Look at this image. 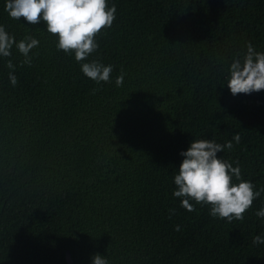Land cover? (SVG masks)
Returning <instances> with one entry per match:
<instances>
[{"label":"trees","instance_id":"trees-1","mask_svg":"<svg viewBox=\"0 0 264 264\" xmlns=\"http://www.w3.org/2000/svg\"><path fill=\"white\" fill-rule=\"evenodd\" d=\"M107 4L116 19L83 61L114 66L98 85L46 22L12 19L0 0V25L39 41L31 66L15 45L0 57V264H68V252L74 264L97 253L109 264H264L252 243L264 192L231 223L173 196L180 153L197 139L232 141L218 158L264 188V90L233 96L226 84L249 43L264 52V0Z\"/></svg>","mask_w":264,"mask_h":264},{"label":"clouds","instance_id":"clouds-1","mask_svg":"<svg viewBox=\"0 0 264 264\" xmlns=\"http://www.w3.org/2000/svg\"><path fill=\"white\" fill-rule=\"evenodd\" d=\"M5 11L9 17L20 20L23 17L29 24L46 22L48 33L56 35L58 50L66 54L74 53L75 61L81 63L82 73L96 84L110 83L114 66L104 65L99 60L87 61L99 47L96 37L102 29L110 28L116 19L115 4L108 6L107 0H5ZM15 45L24 57L22 65L31 66L29 55L39 41L31 35L19 42L10 35L4 25H0V57H10ZM6 67L10 70L8 79L15 87L18 78L14 74L16 65L7 60ZM227 86L233 96L243 93L251 94L264 90V52H259L249 43L242 59L234 58L228 69ZM125 73L121 71L115 79L117 87L123 86ZM96 90L93 89V92ZM233 140L240 142L239 134ZM232 141L222 145L214 140H192L190 147L180 153L184 157L178 174L174 175L176 190L173 196L181 198V207L189 212L195 211V204L210 205V215L226 219L231 223L234 219L243 221L244 213L252 206L253 201L260 197L264 188L255 190V185L241 179V169L237 163L218 158L217 153L225 148L231 150ZM235 178L238 183H233ZM175 210H170L169 218ZM255 215L264 218V208ZM175 231L181 226L176 225ZM254 245L264 244V236L256 235L252 239ZM92 264H109L105 256L99 253L92 257Z\"/></svg>","mask_w":264,"mask_h":264},{"label":"water","instance_id":"water-1","mask_svg":"<svg viewBox=\"0 0 264 264\" xmlns=\"http://www.w3.org/2000/svg\"><path fill=\"white\" fill-rule=\"evenodd\" d=\"M67 262H68V264H74V262H73V260L71 258L70 252H68V254H67Z\"/></svg>","mask_w":264,"mask_h":264}]
</instances>
